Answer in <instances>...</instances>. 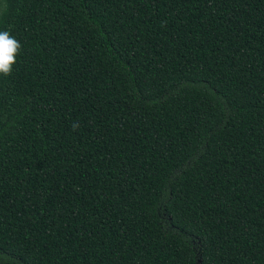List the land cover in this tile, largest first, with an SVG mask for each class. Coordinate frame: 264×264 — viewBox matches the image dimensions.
<instances>
[{
  "label": "trees",
  "instance_id": "obj_1",
  "mask_svg": "<svg viewBox=\"0 0 264 264\" xmlns=\"http://www.w3.org/2000/svg\"><path fill=\"white\" fill-rule=\"evenodd\" d=\"M0 1V264H264V0Z\"/></svg>",
  "mask_w": 264,
  "mask_h": 264
},
{
  "label": "clouds",
  "instance_id": "obj_2",
  "mask_svg": "<svg viewBox=\"0 0 264 264\" xmlns=\"http://www.w3.org/2000/svg\"><path fill=\"white\" fill-rule=\"evenodd\" d=\"M21 48V43L11 35L10 30H0V76L12 74ZM72 127L78 129V122H73Z\"/></svg>",
  "mask_w": 264,
  "mask_h": 264
},
{
  "label": "rangeland",
  "instance_id": "obj_3",
  "mask_svg": "<svg viewBox=\"0 0 264 264\" xmlns=\"http://www.w3.org/2000/svg\"><path fill=\"white\" fill-rule=\"evenodd\" d=\"M1 10H2V3H1V1H0V12H1Z\"/></svg>",
  "mask_w": 264,
  "mask_h": 264
}]
</instances>
